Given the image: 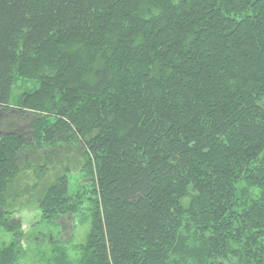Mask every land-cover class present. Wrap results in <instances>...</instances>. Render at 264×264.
Listing matches in <instances>:
<instances>
[{
	"label": "trees",
	"instance_id": "trees-1",
	"mask_svg": "<svg viewBox=\"0 0 264 264\" xmlns=\"http://www.w3.org/2000/svg\"><path fill=\"white\" fill-rule=\"evenodd\" d=\"M6 115L0 264L25 256L10 186L32 154L60 149L79 151L82 191L58 177L40 222L87 201L80 264H264V0H0ZM48 242L47 264H72Z\"/></svg>",
	"mask_w": 264,
	"mask_h": 264
},
{
	"label": "rangeland",
	"instance_id": "rangeland-1",
	"mask_svg": "<svg viewBox=\"0 0 264 264\" xmlns=\"http://www.w3.org/2000/svg\"><path fill=\"white\" fill-rule=\"evenodd\" d=\"M37 88L35 82L17 84L12 93L10 106L16 107L21 102L24 93L34 92ZM17 117L6 115L0 124V136L14 132V124ZM12 123L9 129L8 124ZM28 123L22 124L21 133L29 137ZM5 127V128H4ZM71 148V147H70ZM78 150H55L32 154L29 165H23V171L19 178L10 186L6 194V211L14 220H19L26 234L23 243L25 256L21 264H47L52 258L53 246L48 242L58 240L57 245L64 246L69 254L72 264H80L81 251L79 246L87 241L91 228V215L87 210V201L82 205V214L62 218L54 224L41 223L38 202L43 191L58 177L67 174L70 179V193L76 195L81 192L80 185L83 178L80 173L81 161ZM25 161H27L25 159ZM12 236L0 231V249L11 243Z\"/></svg>",
	"mask_w": 264,
	"mask_h": 264
}]
</instances>
